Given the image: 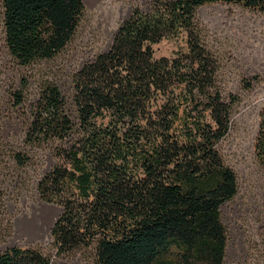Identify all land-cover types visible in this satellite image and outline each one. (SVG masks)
<instances>
[{
	"label": "trees",
	"instance_id": "trees-1",
	"mask_svg": "<svg viewBox=\"0 0 264 264\" xmlns=\"http://www.w3.org/2000/svg\"><path fill=\"white\" fill-rule=\"evenodd\" d=\"M213 2L264 10V0H151L121 24L110 49L73 75L70 100L43 76L22 77L12 93L19 105L39 80L25 141L55 159L38 191L62 208L52 228L60 255L92 248L96 264H225L221 207L238 182L217 144L232 104L196 25L197 8ZM2 5L6 44L22 66L64 51L86 11L84 0ZM183 32L188 53L155 56L152 44ZM256 150L264 164V111ZM0 264L53 262L37 247L13 246Z\"/></svg>",
	"mask_w": 264,
	"mask_h": 264
},
{
	"label": "rangeland",
	"instance_id": "rangeland-1",
	"mask_svg": "<svg viewBox=\"0 0 264 264\" xmlns=\"http://www.w3.org/2000/svg\"><path fill=\"white\" fill-rule=\"evenodd\" d=\"M85 15L74 39L52 59L22 66L5 40L0 0V253L13 246H34L53 264H96L92 248L60 255L52 228L60 205L41 199L38 185L55 159L48 147L32 149L25 141L38 100L39 80L26 89L17 105L12 93L22 77L43 76L56 81L69 98L73 75L110 49L121 24L135 9H149L151 0H84ZM201 40L217 62V85L232 116L227 135L217 148L231 167L238 192L221 207L228 232L225 264H264V164L256 150L264 111V10L239 3L213 2L196 10ZM156 57L188 53V34L152 44ZM18 154L25 156L24 163ZM53 205V206H52Z\"/></svg>",
	"mask_w": 264,
	"mask_h": 264
},
{
	"label": "water",
	"instance_id": "water-1",
	"mask_svg": "<svg viewBox=\"0 0 264 264\" xmlns=\"http://www.w3.org/2000/svg\"><path fill=\"white\" fill-rule=\"evenodd\" d=\"M53 206V205H52Z\"/></svg>",
	"mask_w": 264,
	"mask_h": 264
}]
</instances>
